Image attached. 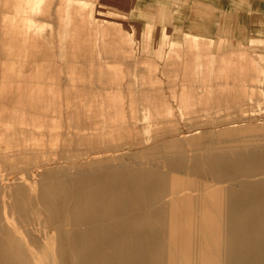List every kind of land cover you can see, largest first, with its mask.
Segmentation results:
<instances>
[{
    "label": "bare ground",
    "instance_id": "6f19581e",
    "mask_svg": "<svg viewBox=\"0 0 264 264\" xmlns=\"http://www.w3.org/2000/svg\"><path fill=\"white\" fill-rule=\"evenodd\" d=\"M1 72L0 264H264V106L246 86L203 78L217 108L193 121L174 78L91 98Z\"/></svg>",
    "mask_w": 264,
    "mask_h": 264
},
{
    "label": "rangeland",
    "instance_id": "374dc122",
    "mask_svg": "<svg viewBox=\"0 0 264 264\" xmlns=\"http://www.w3.org/2000/svg\"><path fill=\"white\" fill-rule=\"evenodd\" d=\"M160 1L133 8L117 20L111 14L96 15L95 0H73L67 20L64 0H45L40 9L27 11L22 10L23 0H0V70L12 81L3 85L14 86L21 79L26 92L39 85L45 89L85 85L93 98L106 86H124L135 73L156 87H166L174 78L177 98L182 92L183 102H194L193 109H198L193 121L210 117L200 113L217 108L216 99L204 97L207 80L212 89L218 88L216 83L246 86L253 98L248 95L245 101L264 106V0H219V10H213L208 0ZM214 13L217 26L212 25ZM22 14L30 16L33 33L25 34L29 25ZM9 63L12 68H1ZM155 75L161 76L159 83L154 82ZM172 102V118L180 120ZM222 113L212 114L227 117ZM176 126L172 121L169 128Z\"/></svg>",
    "mask_w": 264,
    "mask_h": 264
},
{
    "label": "crops",
    "instance_id": "0c3cea01",
    "mask_svg": "<svg viewBox=\"0 0 264 264\" xmlns=\"http://www.w3.org/2000/svg\"><path fill=\"white\" fill-rule=\"evenodd\" d=\"M178 1V0H177ZM183 0H179L182 3ZM207 1V0H206ZM160 0H95V4L92 7L96 15L108 17L109 14L113 18H124L128 16V12L133 8H141L146 3L158 4ZM212 2V9L219 10V0H208V3ZM127 5V8H125ZM217 14H213V26H217L218 22L215 23ZM218 19V16H217ZM118 20V19H117Z\"/></svg>",
    "mask_w": 264,
    "mask_h": 264
}]
</instances>
